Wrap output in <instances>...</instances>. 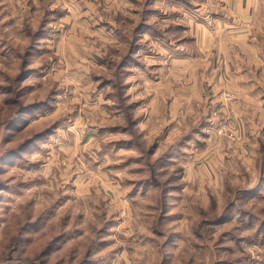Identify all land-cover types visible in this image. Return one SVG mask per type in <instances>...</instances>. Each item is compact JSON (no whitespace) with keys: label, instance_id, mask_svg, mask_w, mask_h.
Masks as SVG:
<instances>
[{"label":"rangeland","instance_id":"374dc122","mask_svg":"<svg viewBox=\"0 0 264 264\" xmlns=\"http://www.w3.org/2000/svg\"><path fill=\"white\" fill-rule=\"evenodd\" d=\"M227 15L0 0V264H264V14L229 54L183 30Z\"/></svg>","mask_w":264,"mask_h":264},{"label":"crops","instance_id":"0c3cea01","mask_svg":"<svg viewBox=\"0 0 264 264\" xmlns=\"http://www.w3.org/2000/svg\"><path fill=\"white\" fill-rule=\"evenodd\" d=\"M218 1L219 4H221L225 10L227 11L228 19L222 18L219 20V24L221 23V28L214 30L213 32L210 30L205 31L203 34L200 33V24L196 23L195 25L192 24L191 26H187V28H184L183 30L191 33V36L188 37L192 44L195 46L196 50H201L205 52V50L210 51V55L212 56L213 53L216 52V49L219 48L220 54L222 52H227L226 46L222 44V41H226L225 36L227 35L228 40L231 41L230 38H240L245 37L246 34H233L235 32H239L237 30H246L247 27L250 25L251 19L254 15L257 13L264 14V0H215V2ZM218 7H215L217 9ZM229 26H233L232 29L229 28ZM224 28L227 30V33L224 34ZM237 28V29H235ZM186 29V30H185ZM183 37H180L178 40H184L185 35H181ZM189 36V35H188ZM164 41H168L167 38H165L162 34L161 36H156V38ZM224 38V39H223ZM178 49V48H177ZM229 54V53H228ZM207 71H204L202 73L209 75V83L207 86L205 85V90L209 89H215L218 90L228 88L229 86L239 87L241 85H246L245 81H239L242 76L243 72L241 71V67H235V68H228V66H225L222 69L217 68L216 66H213L212 68L208 67ZM219 70V71H218ZM234 70V71H232ZM200 73V68H193L192 72L195 75V73ZM223 73L226 74L225 77H223ZM241 74V75H240ZM218 75V76H217ZM227 75H231V81L228 78ZM232 76H235L234 79ZM229 80H225V79ZM196 80V79H195ZM196 84L197 87L200 86V82L196 80V82H193ZM243 83V84H242ZM250 84V82H247V84ZM207 84V83H206ZM212 87L210 88V85ZM193 87V86H192ZM215 89V90H217ZM233 89V88H232Z\"/></svg>","mask_w":264,"mask_h":264},{"label":"built area","instance_id":"2783aa9c","mask_svg":"<svg viewBox=\"0 0 264 264\" xmlns=\"http://www.w3.org/2000/svg\"><path fill=\"white\" fill-rule=\"evenodd\" d=\"M231 135H233V133L230 132Z\"/></svg>","mask_w":264,"mask_h":264}]
</instances>
